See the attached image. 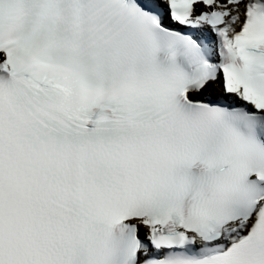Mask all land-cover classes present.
Returning <instances> with one entry per match:
<instances>
[{
    "label": "snow or ice",
    "instance_id": "1",
    "mask_svg": "<svg viewBox=\"0 0 264 264\" xmlns=\"http://www.w3.org/2000/svg\"><path fill=\"white\" fill-rule=\"evenodd\" d=\"M0 264H264V0H0Z\"/></svg>",
    "mask_w": 264,
    "mask_h": 264
}]
</instances>
